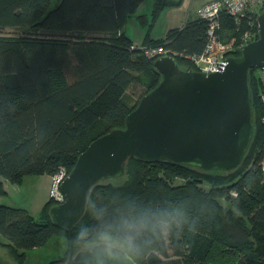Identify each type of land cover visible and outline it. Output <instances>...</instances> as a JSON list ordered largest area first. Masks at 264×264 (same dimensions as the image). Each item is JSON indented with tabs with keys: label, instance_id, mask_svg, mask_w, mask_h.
I'll return each mask as SVG.
<instances>
[{
	"label": "trees",
	"instance_id": "obj_1",
	"mask_svg": "<svg viewBox=\"0 0 264 264\" xmlns=\"http://www.w3.org/2000/svg\"><path fill=\"white\" fill-rule=\"evenodd\" d=\"M142 1L0 0L1 178L20 185L27 177H66L89 144L123 128L160 81L153 67L158 58L145 57L142 47L163 48L181 69L195 70L191 57L203 52L205 22L152 40L162 11L181 3L153 0L149 16L137 17L147 27L137 48L124 27ZM251 21L237 30L224 17L221 38L228 33L238 44L247 31L256 40V15ZM257 71L249 80L254 133L238 168L204 172L128 159L122 180L92 187L70 237L51 222L49 210L59 204L53 197L38 221L22 208L0 205V247L23 264L27 251L52 238H65L75 254L97 244V233L107 228L134 237L137 251L127 254L137 264H264V103ZM67 255L48 264H64Z\"/></svg>",
	"mask_w": 264,
	"mask_h": 264
},
{
	"label": "water",
	"instance_id": "obj_2",
	"mask_svg": "<svg viewBox=\"0 0 264 264\" xmlns=\"http://www.w3.org/2000/svg\"><path fill=\"white\" fill-rule=\"evenodd\" d=\"M159 83L125 118L124 126L93 141L59 185L63 202L49 210L54 226L71 234L81 220L89 192L100 182L120 181L128 159L168 163L204 172L238 168L254 133L249 86L253 69L264 68V10L257 39L212 73L181 69L164 56L153 63ZM102 246L70 248L64 264H104ZM115 264H137L121 252Z\"/></svg>",
	"mask_w": 264,
	"mask_h": 264
},
{
	"label": "rangeland",
	"instance_id": "obj_3",
	"mask_svg": "<svg viewBox=\"0 0 264 264\" xmlns=\"http://www.w3.org/2000/svg\"><path fill=\"white\" fill-rule=\"evenodd\" d=\"M55 0H52V6ZM153 0H143L138 12L135 13L129 20H127L124 28L125 35L132 41L133 45L139 48L143 44L144 32L141 30V24L138 22L136 16L139 12H151ZM187 7V0H183L182 5L177 7L165 8L152 30V37L155 39L166 28L165 23L169 18H182L185 8ZM143 28H147L144 27ZM167 30V29H166ZM155 33H161L157 35ZM151 35V34H150ZM228 33L226 34L227 37ZM151 37V36H150ZM223 40L230 41V34ZM259 71H257V75ZM139 90L138 93H140ZM128 93H131L129 90ZM5 195H0V205L22 208L28 212L36 221L42 217V208L45 202L52 196L56 195V191L52 192V179L49 176H35L24 178L20 185L10 183L0 177ZM0 241L5 242L1 237ZM68 244L63 237L52 238L47 244L40 248H36L26 252V260L23 264H48L51 261L69 255ZM67 255V256H68ZM0 264H16L12 253L3 247H0Z\"/></svg>",
	"mask_w": 264,
	"mask_h": 264
},
{
	"label": "built area",
	"instance_id": "obj_4",
	"mask_svg": "<svg viewBox=\"0 0 264 264\" xmlns=\"http://www.w3.org/2000/svg\"><path fill=\"white\" fill-rule=\"evenodd\" d=\"M264 9V0H210L203 4L197 11V19L206 24V42L203 52L191 57L194 71L201 73H212L220 70L228 57L234 56V49H243L251 41V34L244 32L240 42L235 43L234 39L224 41L221 38L222 19L228 17L233 20L235 29L240 30L243 21L252 22L251 19L261 13ZM143 54L147 58H161L164 56H174L163 48L142 47ZM261 86V99L264 103V68L257 69ZM264 170V161L262 162ZM65 178L64 173H59L52 179V192L56 191L55 198L59 204L63 202V197L59 192V185Z\"/></svg>",
	"mask_w": 264,
	"mask_h": 264
},
{
	"label": "clouds",
	"instance_id": "obj_5",
	"mask_svg": "<svg viewBox=\"0 0 264 264\" xmlns=\"http://www.w3.org/2000/svg\"><path fill=\"white\" fill-rule=\"evenodd\" d=\"M96 243L103 248L104 264H115L121 252L137 251L135 239L131 235L113 234L109 229H101L97 233Z\"/></svg>",
	"mask_w": 264,
	"mask_h": 264
},
{
	"label": "crops",
	"instance_id": "obj_6",
	"mask_svg": "<svg viewBox=\"0 0 264 264\" xmlns=\"http://www.w3.org/2000/svg\"><path fill=\"white\" fill-rule=\"evenodd\" d=\"M210 0H187V7L185 8V11H184V14H183V16H182V18H178V19H174V18H169L168 19V21L165 23V28L167 29H165V30H163L161 33H163V36L162 37H158V38H154V37H152V30H153V27H154V25H153V27L151 28V30H150V33H149V36H151L150 37V39H152V40H159V39H164L165 38V36H166V34H167V32L169 31V30H172V29H181V28H183L188 22H191V21H194V20H196L197 19V11H198V9L203 5V4H205L206 2H209ZM143 2V1H142ZM182 3H183V0H181V3H180V5H182ZM142 5V4H141ZM141 5L139 6V8L141 7ZM179 5V6H180ZM177 7V6H176ZM138 8V9H139ZM138 9L136 10V12L135 13H137L138 12ZM144 10H142V12H139L138 13V15L136 16V18L138 17V16H141V15H145V16H149V14H150V11L147 13V12H143ZM163 12V11H162ZM135 13L133 14V15H135ZM132 15V16H133ZM131 16V17H132ZM130 17V18H131ZM129 20V19H128ZM156 23V22H155ZM125 28V27H124ZM141 28V30H142V32H144V36H145V33H146V29L145 28H143V26H141L140 27ZM125 33V32H124ZM161 33H155V34H157V35H162ZM151 34V35H150ZM133 44V43H132Z\"/></svg>",
	"mask_w": 264,
	"mask_h": 264
},
{
	"label": "bare ground",
	"instance_id": "obj_7",
	"mask_svg": "<svg viewBox=\"0 0 264 264\" xmlns=\"http://www.w3.org/2000/svg\"><path fill=\"white\" fill-rule=\"evenodd\" d=\"M260 14H261V13H260ZM260 14H259V15H260ZM259 15H258V16H259ZM256 23H257V19H256Z\"/></svg>",
	"mask_w": 264,
	"mask_h": 264
}]
</instances>
